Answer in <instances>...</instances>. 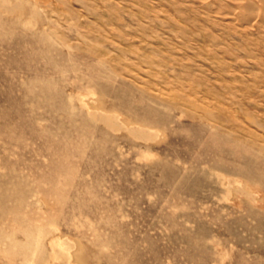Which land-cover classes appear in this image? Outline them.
<instances>
[{
  "label": "rangeland",
  "instance_id": "obj_1",
  "mask_svg": "<svg viewBox=\"0 0 264 264\" xmlns=\"http://www.w3.org/2000/svg\"><path fill=\"white\" fill-rule=\"evenodd\" d=\"M0 264H264V0H0Z\"/></svg>",
  "mask_w": 264,
  "mask_h": 264
}]
</instances>
